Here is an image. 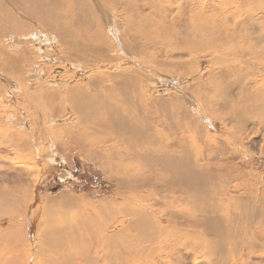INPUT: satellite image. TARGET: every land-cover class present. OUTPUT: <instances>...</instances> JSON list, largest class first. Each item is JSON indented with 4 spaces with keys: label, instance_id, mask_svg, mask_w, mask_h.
Returning <instances> with one entry per match:
<instances>
[{
    "label": "bare ground",
    "instance_id": "bare-ground-1",
    "mask_svg": "<svg viewBox=\"0 0 264 264\" xmlns=\"http://www.w3.org/2000/svg\"><path fill=\"white\" fill-rule=\"evenodd\" d=\"M225 1L186 2L191 35L212 39L210 52L214 55L205 77L198 67L189 65V69L196 68L190 74L192 83L178 96L152 98L144 89L147 79L127 68L116 77L91 72L85 85L55 91L23 88L16 96L18 101L47 105L59 116L69 107L78 127L67 130L66 143L56 140L60 135L53 136L55 152L76 146L82 155L87 151L91 158L111 163L116 170L117 189L125 186L126 191L114 199L103 198L95 207L79 197L62 194L38 210L36 222L30 223L31 232L23 227L0 229V256L7 264H112V248L121 247L119 238L108 234L113 221L128 220L118 229V236L129 243L131 251H124L128 259H132V253H139L145 259L143 264L160 263L162 252L178 258L184 254L187 259L198 253L200 258L209 257L212 264H236L228 261L222 250L227 240L247 238L248 243L253 241L254 249L264 244L260 243L264 236L260 230L264 199L261 201L259 189L247 184L245 196L230 193L228 190L238 193L243 188L227 186L225 175V181L221 180L223 172L218 167L215 170L214 165L215 160L225 165L224 174L236 178L231 159L238 160L237 148H250V139L245 137H259L264 143V0ZM108 4L112 5V0H0V27H4L0 39L12 37L20 43L30 32V27L18 19L25 17L40 25L45 41L58 43L69 63H81V68L88 70L96 63L113 61ZM138 13L143 18L144 12ZM235 19H240L239 23ZM201 38L183 42L181 49L195 53L207 44ZM153 39L142 42L134 38L126 51L142 58L143 50L152 52L147 46ZM160 50L148 57L158 58ZM183 66L177 64L180 70ZM212 67H216L215 73ZM2 69L12 87L26 80L13 59ZM38 74L36 71L32 77ZM209 119L220 122L225 136L211 134ZM27 135L0 129V165L4 150L14 154L27 150L34 157V145ZM194 138L201 145L191 147L184 141ZM81 140L83 144H79ZM189 154L192 159L186 156ZM135 160L141 166L149 162L156 166L158 178L156 174L145 177L136 173L131 168ZM6 193V202L14 211L25 192ZM245 200H251L254 206L245 209ZM5 211L0 207V216H8L10 212ZM139 241L145 243L141 248L136 244ZM108 249L111 254H107ZM214 249L221 250L216 260H212ZM247 256L243 246L238 259ZM132 264H139L137 258Z\"/></svg>",
    "mask_w": 264,
    "mask_h": 264
},
{
    "label": "rangeland",
    "instance_id": "rangeland-1",
    "mask_svg": "<svg viewBox=\"0 0 264 264\" xmlns=\"http://www.w3.org/2000/svg\"><path fill=\"white\" fill-rule=\"evenodd\" d=\"M123 1L125 3H122ZM187 1L192 0H112V5L108 4L110 6L108 11L112 18L111 30L108 33L112 36L113 61L96 63L94 68L88 70L82 69L81 63H69L67 55L64 51H60L58 43L45 41L40 25L32 23L25 17H19L18 19H21L26 27H30V32L23 37L20 43H17L12 37L0 39V84L5 88L0 91V129L14 130L23 135L28 134L27 137L34 145V157L28 155L27 150L21 151L22 149L17 154L9 150H4L1 153L4 159H2L0 165V207L6 210L5 212L11 213L13 211V206L6 202L9 201L7 190H10V192L17 190L19 194L25 192L22 200L15 206L13 216H10V213H8V216H0L1 230L8 229L10 231L15 230L16 227H23L24 231L31 232L30 223L36 222L34 219H36L38 210L48 205L49 202L60 199L62 194L79 197L83 203H89L95 207L98 201L103 200V198L114 199L118 194H123L126 191L125 186L117 189L116 170L111 163H104L100 159L95 160L96 157H94L95 159L91 158L87 151V154L83 153L82 155L80 152L78 153L76 146H69L65 149L59 148V151L55 152L52 145L53 141L59 140L66 143L68 137L64 135H66L67 130L74 131L78 127L74 115L71 112L69 113V107L63 108V114L59 116L57 113L54 114L53 109L47 107V105L39 102V104L36 105L35 102L33 105L21 99L18 101L16 96L21 94L23 88L29 91H55L61 88L85 85L91 78V72H104L116 77L124 71L127 72L125 68L129 72L139 71L142 78L147 79L144 89L150 93L152 98L168 99L170 96H178L179 92L186 91H183L184 86H189L192 83L190 74L196 68L189 69V65L198 67L202 72V76L205 77L210 72L208 68L214 55L210 52L212 46L210 40L212 39L205 35L204 38L191 35L186 17L190 10ZM222 1L226 2L225 0ZM138 10L144 12L143 18L140 17ZM239 20L235 19L237 23H239ZM186 25L187 28H185ZM3 28L2 25L0 29ZM131 33L133 36H131ZM32 34L34 36L29 39ZM133 37L141 39L142 42L146 38H154L152 45L147 46L152 49V52L143 50L142 58H139L126 51L129 50L128 46L133 44ZM199 38L207 43L202 49L195 50V53H189L187 50L181 49L183 42L189 43ZM143 48L144 45L140 50ZM158 50H160L158 58L148 57L149 54L154 55ZM9 59L15 61L18 71L25 73L26 80L19 86H14L15 88L11 86V81L7 79L2 69L3 66H7ZM178 63H184L182 70L177 67ZM212 68V73H215L217 71L216 67ZM36 71L39 74L37 77H32ZM155 78L158 80L155 81ZM251 79L253 77L249 80L245 79V82ZM212 121V119L209 121L210 125L208 126L211 134L225 136L220 122ZM55 134L60 135L56 140L53 139ZM245 138L250 139V148L248 146L237 148L238 160L236 159L235 163L234 159H231L238 176L234 178L224 174L225 165H220L216 160L214 161L215 170L221 169L223 176H220V179L225 181L223 179L225 175L227 186L243 188L238 193L228 190L230 193L245 196L247 193L245 186L248 184L247 186L259 189L262 201L264 199V143L259 140V137L251 139V136L250 138L246 136ZM191 140H189L190 143L188 140L184 141L186 144L188 143L187 145L190 144L191 147L192 145H201V142L196 141L195 138ZM79 144H83V141L81 140ZM91 154L96 156L94 153ZM186 156L192 157L191 154ZM188 157L184 159L188 161ZM141 165L135 160L134 163H131V168L136 173H141L142 176L152 177L156 174L158 178L159 173H157L156 166L154 168V165L152 166L150 162L149 165ZM211 171L213 170L211 169ZM162 175L163 173L161 177ZM218 185L216 186L218 187ZM3 194L6 195V198ZM243 203L245 209L254 206L251 200H245ZM259 204L256 203L255 205L259 206ZM127 221H113L112 228L108 233L119 238L118 244L121 245V247L112 248V264H132L135 263L136 258L137 263L143 264L145 259L139 253H132V259H128V254L124 251H131L129 243L118 236V229L126 225ZM260 225V230L264 231V223ZM233 228L235 234H238V228L236 226H233ZM142 242L143 245L140 244L141 241L137 242V246L140 248L144 246L145 243ZM245 242L248 245H244ZM252 242L250 240L248 243L247 238L239 236L227 240L222 248L226 259L228 261L233 260L236 264H264V244L254 249L251 247ZM263 242L264 236H261L260 243ZM213 244L214 242L211 245ZM243 246H245L249 256L245 257L244 260H239ZM6 252V255L9 256L8 249ZM106 252L111 254L109 249ZM75 253L78 256L81 254L78 250ZM220 254L221 250L214 249L212 260H216ZM1 256L0 263L7 264L8 262L4 261ZM168 257L169 253L162 252L161 262L156 264H212L209 257L200 258L198 253L189 256V259L184 254H181L180 258L176 255L172 256V254V258L169 257L171 259ZM113 258L115 259L113 260Z\"/></svg>",
    "mask_w": 264,
    "mask_h": 264
}]
</instances>
